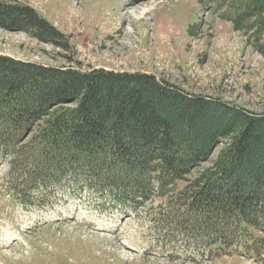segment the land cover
I'll use <instances>...</instances> for the list:
<instances>
[{
  "label": "trees",
  "instance_id": "trees-1",
  "mask_svg": "<svg viewBox=\"0 0 264 264\" xmlns=\"http://www.w3.org/2000/svg\"><path fill=\"white\" fill-rule=\"evenodd\" d=\"M212 1L220 18L264 56V0ZM0 27L58 41V31L28 6L0 3ZM222 141L213 166L189 180ZM0 157L10 163L11 191L26 204L30 193L54 184L137 202L174 194L186 181L179 195L189 194V202L168 198L180 230L201 226L207 248L232 249L246 229L264 233V114L154 76L0 55Z\"/></svg>",
  "mask_w": 264,
  "mask_h": 264
},
{
  "label": "rangeland",
  "instance_id": "rangeland-1",
  "mask_svg": "<svg viewBox=\"0 0 264 264\" xmlns=\"http://www.w3.org/2000/svg\"><path fill=\"white\" fill-rule=\"evenodd\" d=\"M154 1L147 15L144 8L137 14L128 9L129 24L120 18L128 0H0L31 7L58 31L57 42H42L0 27V54L83 72L146 74L194 96L264 114V56L220 18L215 3ZM224 143L189 180L213 166ZM10 173L9 160L0 157V264H264L259 230L246 229L233 249L207 248L210 238L201 226L180 230L168 198L188 201L189 194L179 193L189 182L174 194L137 202L54 184L30 193L26 204L11 191Z\"/></svg>",
  "mask_w": 264,
  "mask_h": 264
},
{
  "label": "bare ground",
  "instance_id": "bare-ground-1",
  "mask_svg": "<svg viewBox=\"0 0 264 264\" xmlns=\"http://www.w3.org/2000/svg\"><path fill=\"white\" fill-rule=\"evenodd\" d=\"M153 1L154 0H128V2H126L124 4L123 13L121 12L120 18L123 19L124 22L128 21L129 24H132V22H133L132 17L130 15V13H127L126 11L128 9H134L135 10L134 14H137L140 9L144 8V9H142V11H144V14L147 15V13L149 12V8H147V7H149V5H151L153 3ZM145 2H147V3H145Z\"/></svg>",
  "mask_w": 264,
  "mask_h": 264
}]
</instances>
